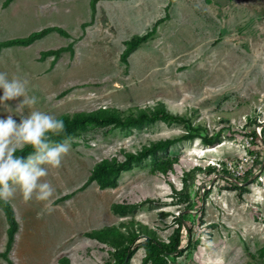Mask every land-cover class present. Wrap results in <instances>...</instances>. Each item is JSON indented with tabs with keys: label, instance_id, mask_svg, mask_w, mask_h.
Masks as SVG:
<instances>
[{
	"label": "rangeland",
	"instance_id": "obj_1",
	"mask_svg": "<svg viewBox=\"0 0 264 264\" xmlns=\"http://www.w3.org/2000/svg\"><path fill=\"white\" fill-rule=\"evenodd\" d=\"M3 1L0 41L48 25L67 36L52 31L1 49L0 72L26 81L38 102L22 114L23 97L0 103V119L100 107L121 118L164 107L180 118L88 124L69 135L70 153L45 178L54 196L25 202L17 189L9 201L19 224L12 264H109L134 235L167 240L178 225L183 251L167 255L168 264H264V0H99L93 20L89 0ZM165 8L168 18L121 61L125 41ZM58 47L70 51L40 56ZM167 138L175 142L121 172L113 187L87 181L101 159L122 161ZM111 225L113 243L85 235ZM7 227L0 205V253ZM145 240L130 244V264H142ZM0 264H8L1 254Z\"/></svg>",
	"mask_w": 264,
	"mask_h": 264
},
{
	"label": "trees",
	"instance_id": "obj_2",
	"mask_svg": "<svg viewBox=\"0 0 264 264\" xmlns=\"http://www.w3.org/2000/svg\"><path fill=\"white\" fill-rule=\"evenodd\" d=\"M12 0H4L3 7H6ZM98 0H89V7L91 12V19L95 13V7ZM167 10L165 8V13L162 16H159L154 23L143 33H135L125 41V49L120 55L121 61H125L129 54L135 50L143 41L152 36L156 31L160 23L165 21L168 17ZM91 20V21H92ZM90 21V22H91ZM89 22V23H90ZM89 23H83V26L89 25ZM52 31H57L63 36H67V32L60 25H48L40 29L33 30L27 35L16 36L12 39L5 41H0V51L3 48L11 47L14 45L26 46L31 44L37 39H40ZM70 51L69 47H58L56 49H48L41 53V57L52 55V58H57L59 53L64 51ZM118 110L116 109H107L106 107H100L94 111L88 112H78L74 113L73 116L62 115L58 116L57 119L62 120L65 125V130L59 135L52 136V141L55 143H61L69 137L75 130L82 129L88 124H95L99 126H104L106 124H113L121 128H128L132 125L143 124L145 121L152 122L157 119H167L168 121H179L180 118L175 113L167 110L164 107H161L153 112H147L141 110L136 115H131L129 117L121 118L118 115ZM175 142L173 138H167L163 141L159 140L154 142L148 147H144L136 152H127L125 158L122 161L117 159H108L103 158L98 161L92 170H90L87 181H95L99 188L104 187H113L116 182V178L121 172L131 170L135 163L140 162L147 155L156 152L159 148H167ZM34 149L31 146H26L22 151H17L16 155L18 156H27L33 153ZM241 192L246 190L240 189ZM0 205L3 208L8 227L6 228V241L4 245V250L0 253L1 256L8 261V264H12V261L8 257V252L11 248L14 235L16 234L17 227L19 226L18 220L15 216L14 210L10 202H5L0 199ZM139 229L145 227L143 223L139 224ZM181 226L178 225L177 228L173 230V233L167 240L160 239L151 234H140L134 235L128 242V244L119 247L116 250V257L113 263L109 264H130L131 258L134 254V250L130 247L131 243H134V240L137 236H143L146 240L142 241L141 247L143 245L146 247V254L142 257V264H146L148 261H151L153 264H168L167 255H179L183 249L180 248V231ZM117 232V226L111 225L94 230H90L85 233L86 236L94 238L96 240L105 241L113 243L114 233ZM16 238V235H15ZM15 241V240H14Z\"/></svg>",
	"mask_w": 264,
	"mask_h": 264
},
{
	"label": "clouds",
	"instance_id": "obj_3",
	"mask_svg": "<svg viewBox=\"0 0 264 264\" xmlns=\"http://www.w3.org/2000/svg\"><path fill=\"white\" fill-rule=\"evenodd\" d=\"M0 89H3L0 103L6 107L7 101L23 97L16 108V112L21 114L25 107L30 109L38 102L35 96L29 97L26 81L18 78L10 80L3 72H0ZM64 130L62 120L41 111H30L20 123L12 115L0 119V199L9 202L17 189L25 202L33 199L47 202L54 196L55 190L45 178L49 174L48 168H60L70 153V139L63 143L52 141V136ZM26 146H31L33 153L26 157L16 155L17 151H22Z\"/></svg>",
	"mask_w": 264,
	"mask_h": 264
},
{
	"label": "crops",
	"instance_id": "obj_4",
	"mask_svg": "<svg viewBox=\"0 0 264 264\" xmlns=\"http://www.w3.org/2000/svg\"><path fill=\"white\" fill-rule=\"evenodd\" d=\"M98 1H99V0H98ZM98 1H97V2H98ZM18 46H22V45H18Z\"/></svg>",
	"mask_w": 264,
	"mask_h": 264
}]
</instances>
